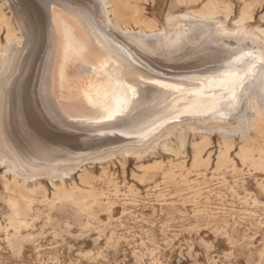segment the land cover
<instances>
[{"label":"rangeland","instance_id":"obj_1","mask_svg":"<svg viewBox=\"0 0 264 264\" xmlns=\"http://www.w3.org/2000/svg\"><path fill=\"white\" fill-rule=\"evenodd\" d=\"M11 1L30 19L31 15L24 6H16L17 0ZM62 1L56 27L71 41L74 32H80L82 28L73 17L71 5L65 2L63 6ZM82 1L87 9H96L88 0ZM173 1L153 0L146 3L148 16L160 21L165 35L160 39L161 42L158 41L159 45L157 41L149 43L150 39L139 40L140 44L143 42L141 47L144 54L160 60V64L182 67L189 58L194 60L204 54L222 53L227 65L229 59H235L242 50L251 46L248 41L254 43L251 41L253 38L242 32H223L219 28L220 22L196 24L183 18L169 20ZM226 1L234 4V19L242 2ZM263 13L264 5L256 9L253 25L260 23ZM173 14L182 16L183 12L179 9ZM172 35L178 36H175L176 44L169 42ZM258 46L253 47L256 55L264 51V47ZM170 49L175 51L171 54L173 59ZM234 49L238 54L230 53ZM177 51L182 53L181 57ZM183 51L188 54H183ZM161 57L167 63H162ZM0 66H6V62L4 64L0 59ZM207 77L209 72L206 69L196 75V82H203L212 90L206 100L196 104L198 107L195 106V111L187 119V126L190 132L210 134L211 145L204 154L207 158L212 152L209 167L191 168V146L185 158L187 169H175L174 179L164 178L161 172L154 177H144L143 171L138 168L140 163L133 155L134 151L128 150L127 155L124 152L110 154L115 155L112 164L101 166L100 161H96V165L90 169L98 178L94 186L105 194L101 197L103 205L94 207L92 216H84L80 222L75 221L76 213L70 207L54 211L51 213L52 222L46 225V215L50 211L39 202L38 197L33 206L35 211L42 214L41 218L37 221L28 218L31 226L23 233H31V236L16 249H13L7 238L8 233L14 232L10 227L12 211L7 202L14 194L4 191L3 173H17L29 180L42 179L48 195L52 197L54 188L49 182L50 178L65 174L74 176V181L80 184L76 171L88 161L76 162L79 164L76 165L74 161L64 158V147L68 144L61 146L55 139L46 141L49 128L47 114L49 116L54 112H50L54 106L53 100L42 97L41 91L32 89L34 86L26 81L18 84L0 82V91L8 90L3 95L0 92V109H5L0 111V130L3 134L0 141V264H264V191L260 188L264 173L243 166L235 156L236 148L232 153L236 169L215 171L218 134L222 130L229 134L243 130L247 120L248 99L263 96L264 78L250 76L238 93L241 96L239 103L234 108H226L231 102L226 95L218 99V92L223 90ZM13 88L23 91H18L16 95ZM16 100H21L24 109L16 113L15 117L9 108ZM47 107L49 111L46 114ZM11 108H14L13 105ZM14 139L17 143H13ZM151 143L142 146L147 149L139 150L143 154L141 156L147 154ZM118 155L127 159L124 166L119 163ZM180 161L159 152L144 160L143 164L150 166L161 163L167 170L171 162L178 164ZM75 165L76 169H73ZM103 168L107 176H103ZM70 184L71 181H68L67 186Z\"/></svg>","mask_w":264,"mask_h":264},{"label":"bare ground","instance_id":"obj_2","mask_svg":"<svg viewBox=\"0 0 264 264\" xmlns=\"http://www.w3.org/2000/svg\"><path fill=\"white\" fill-rule=\"evenodd\" d=\"M63 1V6L65 2L71 5L73 17L78 20L82 28V31L74 32L71 41L67 40L64 32L60 33L56 27L61 10L60 0L15 1L16 6L19 4L25 7L31 15L30 19L28 15L25 16L24 12L13 6V1L0 0V59L4 61V64L6 62V66H0V82L9 81L18 84L26 81L34 86L32 89L39 90L41 93L43 91L45 95L42 97H48L54 101V106L50 110V112L54 111L52 115L48 116L49 108H46L49 123L46 141L51 142L55 139L57 143H61V146L68 144L69 146L64 147V158L74 161L75 164L88 161L76 171L80 184L74 181V176L65 174L50 178L49 182L54 188L52 197L48 195L42 179L29 180L26 177H20L17 173L11 175L7 172L3 173L4 191L14 194L7 201L12 211L10 227L14 231L8 233L7 238L13 249L18 248L31 236V233L27 235L23 233L31 226L28 218L31 217L32 221L41 218L42 214L38 213V210L35 211L33 206L38 197H40L39 202L50 211L46 215V225L52 222V212L61 211L66 207L75 211L77 222H80L84 216L91 217L94 207L103 205L101 197L105 194L94 186L98 178L91 173L90 169L96 165V161H100L101 166L112 164L115 155L110 154L134 151L135 153L132 154L140 163L138 168L143 171L144 177H154L161 172L167 179L175 178V169H187L185 158L189 146L193 153L192 169L209 167L212 160V152L207 158L204 156L211 145L210 134L190 132L187 119L195 111V106L198 107L196 104L200 100H206L210 89L212 90V87L207 84L195 81L197 73L206 69L211 76L217 68L225 65L222 53L204 54L194 60L189 58L185 66L183 62L177 60L183 64L182 67L181 65L177 67L175 63L176 67H168V65L160 64V60L145 55L141 47L143 42L140 44L139 40L144 38L150 39L149 43L156 41L158 43L165 35L160 21L148 16L146 3L153 0H88L96 9H87L82 0L81 2L79 0ZM241 2L239 13L233 19L235 12L231 1L174 0L168 19L172 21L175 18L178 20L183 18L196 24L220 22L219 28L225 33H230L232 30L243 32L246 29L247 34L244 35L253 38L250 40L254 43L248 41L247 43L251 46L245 51H256L254 49L257 48L256 46L264 47V25L261 24L264 23V13L261 15L259 24L253 25V23L255 11L264 5V0H241ZM53 3L57 5L55 13L51 9ZM79 8H86L87 14H75V10ZM179 9L183 12L182 16L173 14ZM242 14L246 16L243 23L240 22ZM175 36L170 37L171 44L177 43ZM174 52L173 50L170 55ZM230 53L238 54V51L234 49L230 50ZM183 54L188 53L183 51ZM170 57L169 59H173V56ZM163 61L165 60H162V63ZM206 61L209 63L205 64ZM102 62L106 64V67L102 65ZM125 65L136 69L137 76L159 78L166 83L179 85L182 91L170 92L153 85L141 84L138 90L142 91L143 95L140 97L137 110L131 117H118L114 121L97 122L99 110L88 104L82 96V90L87 81L92 80L100 85L105 82L106 73H116ZM15 88L13 89L16 95L19 94L18 91H23L21 88ZM219 89L221 90L220 87ZM7 91V89L0 91L1 95L4 92L6 94ZM218 94L219 100L226 95L224 91ZM12 105L14 108H11ZM12 105L9 109L12 111L11 115L16 117V113L22 111L24 105L21 100L12 102ZM4 110L1 107L0 111ZM56 113H59V116L53 118ZM246 119L243 130L233 134L222 130L218 134L219 149L215 171L236 169V163L232 157L236 148L235 156L243 166L264 173V94L248 99ZM155 124H162V126L149 131V127ZM81 134H84L83 138ZM2 137V130H0V141ZM191 138L192 141H190ZM148 142H152L153 146H149L147 154L141 156L143 154L139 153V150L147 149L144 147ZM13 143L17 141L14 139ZM159 152L182 161L178 164L171 162L167 170L161 163L150 166L143 164L144 160ZM118 161L124 166L127 159L120 157ZM76 165L73 169H76ZM103 170V176H107L106 169L103 168ZM68 181H71L69 186H67ZM260 188L264 191V182L260 184Z\"/></svg>","mask_w":264,"mask_h":264},{"label":"snow or ice","instance_id":"obj_3","mask_svg":"<svg viewBox=\"0 0 264 264\" xmlns=\"http://www.w3.org/2000/svg\"><path fill=\"white\" fill-rule=\"evenodd\" d=\"M57 5H51L52 11L55 13ZM77 15H86V8L75 10ZM59 20V17H57ZM246 20L245 15H241V23ZM242 34H247V30H243ZM106 67V64L102 62ZM257 65H260L258 68ZM136 69L125 65L118 69L116 73H106L105 82L97 85L92 80L86 82L82 90V96L87 100L88 104L99 110L100 121H114L118 117H131L133 112L137 110L140 103V97L143 95L139 91L141 84L153 85L157 88L170 92H181L182 88L177 84L166 83L159 78L146 77L144 75H136ZM260 76L264 78V51L256 55L253 51H241L235 59H230L227 65H221L211 76L207 77L212 84L220 87L225 93L226 98L231 102L226 108H234L239 103L241 96L238 95L244 86L245 81L250 77ZM126 77L128 79H126ZM45 93L42 91V96ZM59 116V113L53 115V118ZM175 118V117H173ZM62 119V118H61ZM127 122V121H125ZM162 124H155L149 127V131L160 127Z\"/></svg>","mask_w":264,"mask_h":264},{"label":"water","instance_id":"obj_4","mask_svg":"<svg viewBox=\"0 0 264 264\" xmlns=\"http://www.w3.org/2000/svg\"><path fill=\"white\" fill-rule=\"evenodd\" d=\"M80 136H82V138L84 137V134H81ZM114 137V136H113Z\"/></svg>","mask_w":264,"mask_h":264}]
</instances>
